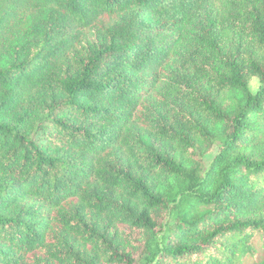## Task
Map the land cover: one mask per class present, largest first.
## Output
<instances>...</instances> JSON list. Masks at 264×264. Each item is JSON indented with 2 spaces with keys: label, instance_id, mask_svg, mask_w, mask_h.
Returning a JSON list of instances; mask_svg holds the SVG:
<instances>
[{
  "label": "trees",
  "instance_id": "obj_1",
  "mask_svg": "<svg viewBox=\"0 0 264 264\" xmlns=\"http://www.w3.org/2000/svg\"><path fill=\"white\" fill-rule=\"evenodd\" d=\"M0 264H264V0H0Z\"/></svg>",
  "mask_w": 264,
  "mask_h": 264
},
{
  "label": "rangeland",
  "instance_id": "obj_2",
  "mask_svg": "<svg viewBox=\"0 0 264 264\" xmlns=\"http://www.w3.org/2000/svg\"><path fill=\"white\" fill-rule=\"evenodd\" d=\"M260 81L257 77H254L250 81V88L253 92H255L259 88ZM219 151V143L214 144L209 152H207L204 157V165H209V163L213 160L214 156L218 153Z\"/></svg>",
  "mask_w": 264,
  "mask_h": 264
}]
</instances>
